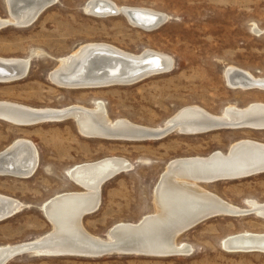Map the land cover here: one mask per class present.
Listing matches in <instances>:
<instances>
[{
	"label": "rangeland",
	"instance_id": "rangeland-1",
	"mask_svg": "<svg viewBox=\"0 0 264 264\" xmlns=\"http://www.w3.org/2000/svg\"><path fill=\"white\" fill-rule=\"evenodd\" d=\"M88 1L59 0L34 24L9 25L0 30V57H31L26 78L0 83V101L34 108H92L101 101L112 120L123 118L152 128L162 127L191 105L220 115L229 105L244 108L254 102L264 103V90L234 89L225 77L229 67H236L264 78V0H112L118 6L168 15L166 23L151 31L131 24L123 15L92 16L85 9ZM0 16H9L5 0H0ZM88 43L112 45L134 55L147 50L164 53L174 59V67L128 85L78 89L56 85L51 73L58 58ZM19 138L37 146L40 167L29 178L0 176V194L26 205L0 222V246L34 241L51 231L41 207L59 194L82 191L68 176L77 165L116 157L133 164L131 170L103 186L100 209L84 219L91 234L106 237L115 225L138 223L156 211L154 191L171 161L207 157L216 151L226 153L234 142L243 139L264 142V129L173 132L156 140L126 141L86 137L74 119L33 126L0 120V152ZM202 186L235 206L245 208L248 200L264 202V173ZM245 232L264 233V219L248 215L204 221L178 238V243L193 247L189 256L27 254L8 264H264V253H231L223 248L227 237Z\"/></svg>",
	"mask_w": 264,
	"mask_h": 264
},
{
	"label": "bare ground",
	"instance_id": "bare-ground-1",
	"mask_svg": "<svg viewBox=\"0 0 264 264\" xmlns=\"http://www.w3.org/2000/svg\"><path fill=\"white\" fill-rule=\"evenodd\" d=\"M5 2L9 16H0V30L9 25L27 27L34 24L59 0ZM85 9L99 18L123 15L131 24L149 31L169 20L168 15L154 10L118 6L112 0H89ZM255 30L263 33L260 29ZM173 67L174 59L164 53L147 50L142 55H134L112 45L88 43L58 58L51 80L60 87L70 89L101 88L133 84L148 76L169 72ZM30 68L31 57H0V83L22 80L29 75ZM225 75L228 85L234 89L264 90V78L255 77L243 69L229 67ZM41 119L43 121L39 122ZM66 119H74L80 133L86 137L146 141L161 139V136L173 132L203 134L211 127L218 128L216 130H261L264 129V103L254 102L244 108L229 105L220 115L191 105L179 110L162 127L152 128L128 119L112 120L101 101L95 102L92 108L81 105L34 108L0 101V120L9 123L26 122L21 126H33ZM120 136L129 138L122 139ZM39 167L40 152L31 140L19 138L0 152V176L29 178ZM132 168V163L119 157L73 167L68 176L82 191L62 193L45 202L41 210L52 225L51 231L34 241L0 246V264H8L16 257L27 254L86 258L114 254L189 256L193 253V247L178 243V238L203 219L248 215L264 219V202L248 200L245 208L235 206L202 186L264 173V142L243 139L234 142L226 153L216 151L207 157L194 156L171 161L154 191V213L145 215L138 223H119L109 230L106 237L91 234L84 226V219L100 209L103 186L114 174ZM24 206L20 200L0 194V222L18 214ZM222 246L231 253H264V233L245 232L227 237Z\"/></svg>",
	"mask_w": 264,
	"mask_h": 264
},
{
	"label": "water",
	"instance_id": "water-1",
	"mask_svg": "<svg viewBox=\"0 0 264 264\" xmlns=\"http://www.w3.org/2000/svg\"><path fill=\"white\" fill-rule=\"evenodd\" d=\"M45 9H47V8H45ZM116 12H113V14H115ZM40 121H43L42 119L41 120H39V122ZM11 123H13V124H16V125H25V123L26 122H22V124H17V122H15V121H13V122H11ZM216 129H218V128H214V127H211V128H209L208 130H206L205 132H210V131H213V130H216ZM151 134V133H150ZM152 134H157L156 132H153ZM168 135V134H167ZM160 136V135H159ZM159 136H156V137H159ZM166 135H164V136H161L160 138H163V137H165ZM120 137H123V136H120ZM127 138H129V137H123L122 139H127ZM145 138V137H144ZM116 139H119V138H116ZM121 139V138H120ZM123 171H121V172H119V173H116V174H114L110 179H108L107 180V182L108 181H110L112 178H114V177H116L118 174H120V173H122ZM253 173V172H252ZM250 175H251V173H249ZM106 183V182H105ZM104 183V184H105ZM206 219H203V220H201V221H199V223H202V221L204 222ZM199 223H197V225L199 224Z\"/></svg>",
	"mask_w": 264,
	"mask_h": 264
}]
</instances>
